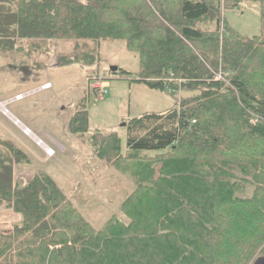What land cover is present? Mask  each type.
I'll use <instances>...</instances> for the list:
<instances>
[{"label":"trees","instance_id":"trees-1","mask_svg":"<svg viewBox=\"0 0 264 264\" xmlns=\"http://www.w3.org/2000/svg\"><path fill=\"white\" fill-rule=\"evenodd\" d=\"M243 2L258 7L252 36L223 15ZM61 39L58 67H93L91 42L119 39L138 70L114 74L189 94L130 118L124 152L77 102L69 131L132 185L98 227L44 171L14 181L27 155L0 139V206L20 216L0 233V264H251L264 252V0H0V49L31 57Z\"/></svg>","mask_w":264,"mask_h":264},{"label":"rangeland","instance_id":"rangeland-1","mask_svg":"<svg viewBox=\"0 0 264 264\" xmlns=\"http://www.w3.org/2000/svg\"><path fill=\"white\" fill-rule=\"evenodd\" d=\"M223 15L229 30L235 34L252 36L260 31L258 7L254 2H243L238 8L225 9ZM91 46L96 48L98 54L93 67H83L79 64L66 67L55 65L54 53L71 50V40H54L51 52L31 57L18 51L0 49V102L5 101L2 98L7 100L18 92L24 93L27 89L35 88L49 80L51 85L48 88L39 89L22 100L9 102L6 105L7 110L21 122L30 124L28 127L34 132L51 134L58 143L65 145V142L69 141L70 133L66 132L68 137L58 134L54 129L55 121H59L58 116L67 120L74 108L72 105L83 98L89 130L116 131L124 152L127 130L123 123L144 113L164 112L173 108L181 97L189 93H170L167 89H153L144 83L132 81V76L121 77L119 70L114 74L110 70L111 66L125 68L133 74L138 70L136 52L129 50L123 40L92 41ZM94 78L106 80V93L100 94L97 88L93 87V81H96ZM61 126L63 128L59 131L64 132L66 124ZM20 129L9 115L0 111V139L14 142L35 159V162L29 164H14V181L25 183L36 172L44 171L68 196L72 198L71 195L75 194L85 200L84 204L76 206L96 227L112 213H119L121 200L132 189L130 178L106 161L98 160L99 158L91 152L86 136H76V143L72 145L76 151L72 150L75 152L73 160L70 157L72 152H67L66 149V156L60 145L51 142L56 156H46L49 160L41 156L46 160L41 161L31 152L33 150L37 155H42L40 146L35 145L32 137L25 136ZM1 142L0 148L3 149ZM68 157L70 163L67 161ZM19 218L11 208L0 206V233L10 231Z\"/></svg>","mask_w":264,"mask_h":264},{"label":"crops","instance_id":"crops-1","mask_svg":"<svg viewBox=\"0 0 264 264\" xmlns=\"http://www.w3.org/2000/svg\"><path fill=\"white\" fill-rule=\"evenodd\" d=\"M45 82H49L50 83V81L49 80H45L44 82H42L40 85H38L37 87H35V88H29V89H27L24 93H26V96L25 97H27V96H29L30 94H32L33 92H35V91H37V90H39V89H45V88H48V87H42V85L45 83ZM50 85H51V83H50ZM27 92H30V93H27ZM20 92H18V93H16V94H19ZM23 93V94H24ZM16 94H14L13 96H11V97H9L8 99H12ZM2 99H4V100H6L5 98H2ZM7 99V100H8ZM20 100H22V99H20ZM14 101V100H13ZM77 104V103H76ZM76 104L75 105H72L74 108H73V110H72V112H71V114L69 115V117H68V119L67 120H65V117L64 118H61V116H58V122H56L55 121V125H54V129H55V131L59 134L60 133V135H64V136H66V137H68V134H66V132H68V133H70V137H69V141L67 142H65V145L64 144H60V143H58V141L51 135V134H42V133H36V132H34L33 130H32V132H33V134H34V136L35 137H37V138H40V139H42L43 140V142L48 146V147H50V148H52L53 149V147H52V145L50 144L51 142L52 143H55V144H57V145H60V147L62 148V150H63V153H64V155H66L67 156V153L65 152V150L67 149V152H72V150L73 151H75V148H73V144H75L74 143V141H75V138H76V136H79L78 134H76V133H72V132H70L69 131V127H68V124H69V121H70V119H71V116H72V114L74 113V111H75V107H76ZM63 108H64V106H62ZM8 112H9V116L12 118V120H13V118H15V119H18L13 113H11L9 110H8ZM19 120V119H18ZM20 121V120H19ZM21 122V121H20ZM22 123V125H25V126H29L30 127V124H26V123H23V122H21ZM59 124H61V125H64V124H66V129H65V131L64 132H61V130L59 131V129L60 128H63L61 125H59ZM7 128V127H6ZM65 128V127H64ZM11 134H13L14 135V133L12 132V131H10L9 129H7ZM21 130V129H20ZM67 130V131H66ZM22 132V131H21ZM15 136V135H14ZM26 136V135H25ZM29 137V136H28ZM4 139V138H3ZM33 139V138H32ZM6 141H9V140H6ZM33 141H34V139H33ZM9 142H12V141H9ZM86 142H87V144L89 145V142L86 140ZM17 148H19V149H21L20 147H18L14 142H12ZM34 143H35V141H34ZM35 145H36V143H35ZM89 147H90V145H89ZM41 148V147H40ZM21 150H23V149H21ZM41 150H42V155H37L33 150L31 151L33 154H35V156H36V158L38 159V160H43L42 159V157L41 156H44V158H46V155H45V152H44V150H43V148H41ZM90 150H91V147H90ZM24 151V150H23ZM25 152V151H24ZM76 152V151H75ZM75 152H72V154H71V159L73 160L74 158H75ZM91 152H92V150H91ZM26 153V152H25ZM56 151H54V154L52 155V156H56ZM26 155H27V161L26 162H23V163H27V164H29L30 162H35V159H33L30 155H28L27 153H26ZM68 156H69V154H68ZM53 158V157H52ZM48 158H46V160H47ZM98 159V158H97ZM46 160H43V161H46ZM49 160V159H48ZM98 160H100V159H98ZM67 161L70 163V160H69V157L67 158ZM101 161V160H100ZM67 164V163H66ZM74 164V163H73ZM68 166V165H67ZM41 171V170H40ZM52 178V177H51ZM53 179V178H52ZM54 180V179H53ZM55 181V180H54ZM56 182V181H55ZM58 185V184H57ZM64 191V190H63ZM65 192V191H64ZM75 194H73L72 195V198H73V196H74ZM128 195V194H127ZM126 195V196H127ZM125 196V197H126ZM77 197V200L75 201L76 202V205L77 204H79V205H81V204H84V202L82 201V200H84L83 198H81V197H79L78 195L76 196ZM124 197V198H125ZM123 198V199H124ZM82 199V200H81ZM122 199V200H123ZM121 200V201H122ZM85 201V200H84ZM17 216H19L18 214H17ZM20 217V216H19ZM20 219V218H19Z\"/></svg>","mask_w":264,"mask_h":264},{"label":"built area","instance_id":"built-area-1","mask_svg":"<svg viewBox=\"0 0 264 264\" xmlns=\"http://www.w3.org/2000/svg\"><path fill=\"white\" fill-rule=\"evenodd\" d=\"M216 78H222V75L221 74H217ZM96 81H93V87L97 88L98 92L100 94H104L107 92V82L104 78H94ZM48 85H50L49 82L45 83V85H43V87H48ZM169 91V88L167 89ZM26 96V93H19V94H16L12 99H8V100H5L4 102H0V104H2V106L0 107V111L4 114V115H9V112L6 108V105L13 101V100H20L22 99L23 97ZM195 120L193 119L192 122H194ZM13 122L15 124H18L22 130V133L26 136H29V137H32L36 143V145L40 146L41 148H43L44 152H45V155L50 157L54 154V150L50 147H48L42 139L40 138H37L34 136L31 128H29L28 126H25V125H22V123L18 120V119H15L13 118ZM26 183V182H25Z\"/></svg>","mask_w":264,"mask_h":264},{"label":"water","instance_id":"water-1","mask_svg":"<svg viewBox=\"0 0 264 264\" xmlns=\"http://www.w3.org/2000/svg\"><path fill=\"white\" fill-rule=\"evenodd\" d=\"M111 71H116L117 70V66H111L110 67ZM126 123H123V125H125ZM251 264H264V252L260 255H258Z\"/></svg>","mask_w":264,"mask_h":264},{"label":"bare ground","instance_id":"bare-ground-1","mask_svg":"<svg viewBox=\"0 0 264 264\" xmlns=\"http://www.w3.org/2000/svg\"><path fill=\"white\" fill-rule=\"evenodd\" d=\"M50 85H48V87H49ZM1 106V105H0Z\"/></svg>","mask_w":264,"mask_h":264}]
</instances>
